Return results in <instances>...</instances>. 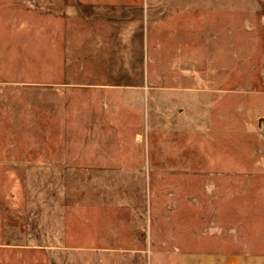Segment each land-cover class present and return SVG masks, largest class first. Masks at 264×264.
Wrapping results in <instances>:
<instances>
[{"label":"rangeland","instance_id":"374dc122","mask_svg":"<svg viewBox=\"0 0 264 264\" xmlns=\"http://www.w3.org/2000/svg\"><path fill=\"white\" fill-rule=\"evenodd\" d=\"M261 220L264 0H0V264L264 252Z\"/></svg>","mask_w":264,"mask_h":264},{"label":"crops","instance_id":"0c3cea01","mask_svg":"<svg viewBox=\"0 0 264 264\" xmlns=\"http://www.w3.org/2000/svg\"><path fill=\"white\" fill-rule=\"evenodd\" d=\"M260 223L264 225V220ZM255 228H258V231L263 229L258 225ZM250 243L254 247L253 252H182L179 254V264H264V252L257 250L259 240L254 239Z\"/></svg>","mask_w":264,"mask_h":264}]
</instances>
